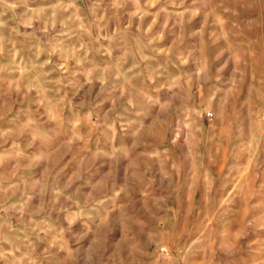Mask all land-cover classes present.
Listing matches in <instances>:
<instances>
[{
    "label": "rangeland",
    "instance_id": "1",
    "mask_svg": "<svg viewBox=\"0 0 264 264\" xmlns=\"http://www.w3.org/2000/svg\"><path fill=\"white\" fill-rule=\"evenodd\" d=\"M0 264H264V0H0Z\"/></svg>",
    "mask_w": 264,
    "mask_h": 264
},
{
    "label": "crops",
    "instance_id": "2",
    "mask_svg": "<svg viewBox=\"0 0 264 264\" xmlns=\"http://www.w3.org/2000/svg\"><path fill=\"white\" fill-rule=\"evenodd\" d=\"M48 155H50V156H48L47 158H46V166H48L50 169V173H53L54 172V170L57 168V167H59V165H60V163H62V162H64V158H66V155L67 154H72L71 152H70V150H69V148H68V146H67V144L66 143H59L58 145L56 144V145H54L53 147H52V149L47 153ZM38 165V164H37ZM18 167L20 168V166L17 164L16 166H14V168L16 169V170H18ZM36 167V166H35ZM35 167H33L34 169H35ZM28 168V167H27ZM29 168H31V171H32V166H30ZM24 169H26V168H24ZM52 169V170H51ZM60 169V168H59ZM18 171H20V170H18ZM18 171H17V173H18ZM24 171V170H23ZM31 171H27L26 170V173H28V177L26 178V184H25V186H26V188L25 189H28L29 190V188L30 189H32V187H35V185H39V172H34V173H31ZM44 182V181H43ZM7 184H10V183H3L2 185H7ZM15 184H11L10 186H8V187H6V188H10V189H14L15 187ZM40 186L42 187V189L44 188V183L42 184L41 182H40ZM38 187V186H37ZM38 188H36V190H37ZM35 190V189H34ZM23 202H25L24 200H18V199H13L12 200V198L11 199H9V200H7V201H5V202H3L2 203V205L4 206V207H18V205L20 204H22ZM44 201H43V203H39V205L41 204H43L44 205ZM37 204V203H36ZM31 207L29 208L30 210L31 209H33V207L34 208H36V209H38L39 208V206H38V204L37 205H33V202H32V204L30 205Z\"/></svg>",
    "mask_w": 264,
    "mask_h": 264
}]
</instances>
